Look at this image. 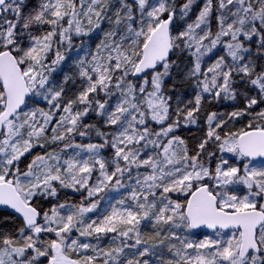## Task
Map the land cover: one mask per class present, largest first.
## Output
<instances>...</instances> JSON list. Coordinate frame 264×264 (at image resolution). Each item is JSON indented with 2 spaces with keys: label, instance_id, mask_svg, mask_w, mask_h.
Listing matches in <instances>:
<instances>
[{
  "label": "snow or ice",
  "instance_id": "6c2138e0",
  "mask_svg": "<svg viewBox=\"0 0 264 264\" xmlns=\"http://www.w3.org/2000/svg\"><path fill=\"white\" fill-rule=\"evenodd\" d=\"M0 264H264V0H0Z\"/></svg>",
  "mask_w": 264,
  "mask_h": 264
}]
</instances>
